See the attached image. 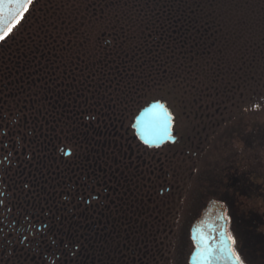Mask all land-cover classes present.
Instances as JSON below:
<instances>
[{
	"label": "flooded vegetation",
	"instance_id": "obj_1",
	"mask_svg": "<svg viewBox=\"0 0 264 264\" xmlns=\"http://www.w3.org/2000/svg\"><path fill=\"white\" fill-rule=\"evenodd\" d=\"M49 3L0 40V264H264L260 86L151 89Z\"/></svg>",
	"mask_w": 264,
	"mask_h": 264
},
{
	"label": "trees",
	"instance_id": "obj_2",
	"mask_svg": "<svg viewBox=\"0 0 264 264\" xmlns=\"http://www.w3.org/2000/svg\"><path fill=\"white\" fill-rule=\"evenodd\" d=\"M49 4L65 20L75 13L86 38L115 40L117 53L132 56V67L148 70L151 89L178 86L181 92L194 88L206 93L208 86L221 91L222 85H239L253 90L260 64L264 67V35L260 34L257 58L256 42L250 40L254 26L248 24L264 22V0H50Z\"/></svg>",
	"mask_w": 264,
	"mask_h": 264
},
{
	"label": "rangeland",
	"instance_id": "obj_3",
	"mask_svg": "<svg viewBox=\"0 0 264 264\" xmlns=\"http://www.w3.org/2000/svg\"><path fill=\"white\" fill-rule=\"evenodd\" d=\"M248 24L254 26V29L252 31V33L254 34V38L253 39L250 38V40H253V41L255 40L254 42H256V45L258 46L259 42H260V34L264 35L263 34L264 33V22L261 23V22L256 20V21L249 22ZM259 72H260V74L257 72L259 75L257 78L259 84H258L257 80H256L255 84H256V87L260 86V90H259L260 99H259V101L261 102L262 110H264V67H262L261 64L259 67ZM245 90H248V89H245ZM245 94H247V93H245ZM248 94L250 96L252 95V88ZM250 99H252V98L250 97ZM238 116H240V113H238ZM260 150H261V152H260L259 158L262 159V168L264 169V141L262 142ZM261 217L262 218L264 217V210L261 211ZM261 230L264 231V225L262 226Z\"/></svg>",
	"mask_w": 264,
	"mask_h": 264
},
{
	"label": "water",
	"instance_id": "obj_4",
	"mask_svg": "<svg viewBox=\"0 0 264 264\" xmlns=\"http://www.w3.org/2000/svg\"><path fill=\"white\" fill-rule=\"evenodd\" d=\"M24 6L21 3H15L13 2V0H0V17H2L3 20V26H0V34L3 33V31L5 30V28L9 25V21H12V24L18 19V17L21 15V13L24 11ZM16 13H20L19 16H16ZM15 17V19H14ZM158 107V108H157ZM161 108H163V106H157L154 105V107L150 108L148 110V113L150 111H154V110H161ZM148 114H146V112L144 113L143 117L146 118ZM144 118H140L139 121V126H142V122ZM141 131V130H140ZM157 137H162L161 135L157 136Z\"/></svg>",
	"mask_w": 264,
	"mask_h": 264
},
{
	"label": "snow or ice",
	"instance_id": "obj_5",
	"mask_svg": "<svg viewBox=\"0 0 264 264\" xmlns=\"http://www.w3.org/2000/svg\"><path fill=\"white\" fill-rule=\"evenodd\" d=\"M13 2L23 4L24 8L26 9L28 4L31 3V0H13ZM19 15H20V13H16V16H19ZM14 19H15V17H14ZM0 26H3L2 17H0ZM12 26H13L12 21H9V25L5 28L3 33L0 34V40H3L4 37L7 36L8 33L12 31ZM68 154H70V153H65V155H68Z\"/></svg>",
	"mask_w": 264,
	"mask_h": 264
}]
</instances>
